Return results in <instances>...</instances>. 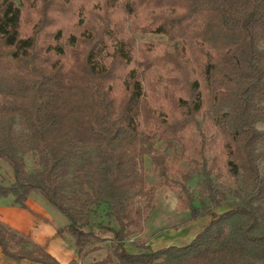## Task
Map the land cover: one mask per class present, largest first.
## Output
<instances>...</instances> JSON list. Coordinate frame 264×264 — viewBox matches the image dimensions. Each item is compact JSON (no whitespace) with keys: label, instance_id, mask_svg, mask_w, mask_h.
<instances>
[{"label":"trees","instance_id":"16d2710c","mask_svg":"<svg viewBox=\"0 0 264 264\" xmlns=\"http://www.w3.org/2000/svg\"><path fill=\"white\" fill-rule=\"evenodd\" d=\"M0 160V198L69 220V264H264V0H0ZM163 189L209 220L153 249ZM0 251L61 264L5 222Z\"/></svg>","mask_w":264,"mask_h":264},{"label":"rangeland","instance_id":"374dc122","mask_svg":"<svg viewBox=\"0 0 264 264\" xmlns=\"http://www.w3.org/2000/svg\"><path fill=\"white\" fill-rule=\"evenodd\" d=\"M138 42H152V41H167V37L159 34H138L136 36ZM145 171L150 185L159 182L157 175L153 170V165L150 158L146 159ZM262 171L264 172V163L262 164ZM196 179L192 181L191 187L195 188ZM13 182V170L5 162L0 160V184L10 185ZM35 199L42 201L40 195H34ZM12 196L6 199L8 204L12 205ZM4 201L3 198L0 202ZM49 210L55 215L52 224L58 228L65 227L69 220L59 211L48 205ZM226 208L217 209L220 213ZM97 219L105 224H109L117 228L116 223L107 215V208H102ZM209 220V217L200 218L199 220H191L190 212L188 210L178 209L177 195L171 190H161L158 194L157 205L151 213L148 221L145 223V229L138 238L145 240L153 249H159L169 245H185L191 242L194 236L202 229L204 224ZM42 220L39 219V222ZM188 221V222H187ZM60 235V234H59ZM61 236V235H60ZM62 237V236H61ZM66 243L72 245L70 241L62 237ZM133 239L126 243L129 251H135ZM98 256V254H95ZM10 259L1 256L0 264H13ZM18 264V263H17ZM21 264H32L31 262H22ZM38 264V263H35Z\"/></svg>","mask_w":264,"mask_h":264},{"label":"crops","instance_id":"0c3cea01","mask_svg":"<svg viewBox=\"0 0 264 264\" xmlns=\"http://www.w3.org/2000/svg\"><path fill=\"white\" fill-rule=\"evenodd\" d=\"M35 198L32 196L28 199L26 208L10 205L6 198H3L4 201L0 202V222H5L33 238L61 264H69L78 259L73 245L66 243L52 224L56 217L49 210L48 204L43 199L38 201ZM39 219L42 221L39 222ZM0 254L5 257L1 251Z\"/></svg>","mask_w":264,"mask_h":264}]
</instances>
